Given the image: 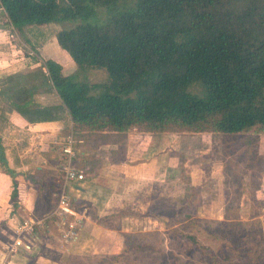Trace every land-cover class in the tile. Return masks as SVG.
<instances>
[{"label":"trees","instance_id":"1","mask_svg":"<svg viewBox=\"0 0 264 264\" xmlns=\"http://www.w3.org/2000/svg\"><path fill=\"white\" fill-rule=\"evenodd\" d=\"M0 8L33 50L32 39L42 36L38 27L75 23L56 32L58 45L79 72L104 69L107 74L104 81L90 83L78 74L64 75L54 59L42 60L44 69L39 70L46 73L60 105L30 108L28 98L15 93L17 111L29 122L54 120L65 112L75 133L132 128L264 133V0H0ZM99 8L104 9L102 19ZM91 17L97 20L88 22ZM34 31L37 36L31 38ZM20 90L28 92L23 85ZM5 161L0 146V163ZM6 172L15 207L16 174L9 168ZM53 220L58 229L61 217L47 218ZM131 237L123 234L114 260L133 247H147Z\"/></svg>","mask_w":264,"mask_h":264},{"label":"crops","instance_id":"2","mask_svg":"<svg viewBox=\"0 0 264 264\" xmlns=\"http://www.w3.org/2000/svg\"><path fill=\"white\" fill-rule=\"evenodd\" d=\"M29 31L30 27L28 37ZM17 34L0 8V146L6 160L4 165L0 163V222H5L6 227L0 228V264L7 261L10 264H72L71 258L92 264L97 256L117 255L122 249V240L118 242V238L129 231L126 228L129 216L152 219L154 216L146 212L159 197L164 182L173 184L179 174L174 132L151 133L132 128L123 132L75 133L65 112L54 120L29 122L17 111L14 94L19 93V99L26 96L30 108L60 105L46 73L37 69L40 60L58 55L42 54L49 39L42 35L38 40L32 39L37 50L36 58H31L23 51L25 44ZM62 72L68 75L64 68ZM21 85L28 92L18 91ZM68 135L74 139L73 164L83 171L85 178L66 187L75 213L67 218H77L80 223L77 242L67 246L60 239L57 221L48 223L47 218L56 215L54 208L61 189L65 156L62 148ZM6 168L16 174L15 207L11 196L13 182ZM205 173L194 169L189 173V183L203 187L207 181L203 177ZM221 173L220 170L215 174L223 179ZM260 174L261 184L256 189L264 199V171ZM24 217L43 221L37 229V241L30 251L20 249L8 255L7 245L12 240L1 237L9 232L13 239L14 228ZM48 225L55 227L56 232L46 234Z\"/></svg>","mask_w":264,"mask_h":264},{"label":"rangeland","instance_id":"3","mask_svg":"<svg viewBox=\"0 0 264 264\" xmlns=\"http://www.w3.org/2000/svg\"><path fill=\"white\" fill-rule=\"evenodd\" d=\"M98 10V17L102 19L104 9ZM94 20L97 18L91 17L88 22ZM74 24L63 21L40 26L44 39L49 38L42 54H57L54 59L63 65L65 74H78L79 79L90 83L104 81L107 78L104 69L79 72L71 56L58 45L56 32ZM30 35L35 38L37 33ZM17 36L25 44L23 51L36 58L35 50L19 33ZM42 65L40 60L37 69H44ZM172 138L178 152L175 161L179 174L173 184L164 182L159 197L146 212L158 216L155 220L144 216L128 218L126 228L133 243L141 242L147 247H133L118 260H114L113 255L109 259L97 256L92 264H264V199L256 189L261 184L260 173L264 171V133L174 132ZM194 169L206 171L203 177H207V181L203 187L189 183V173ZM220 170L223 179L215 174ZM47 231L45 233L50 234L56 232V228L50 225ZM9 235L8 232L6 241L12 238ZM193 238L206 244L208 250L200 249ZM121 240L123 244V235L118 242ZM71 263L82 264L83 261Z\"/></svg>","mask_w":264,"mask_h":264},{"label":"built area","instance_id":"4","mask_svg":"<svg viewBox=\"0 0 264 264\" xmlns=\"http://www.w3.org/2000/svg\"><path fill=\"white\" fill-rule=\"evenodd\" d=\"M64 163L61 167V189L57 197L54 214L61 217L59 225L60 239L64 245H73L79 238V219H68V215H75L72 201L66 193L67 184L70 182L82 181L85 178L83 171L74 164V139L68 135L63 143ZM43 221H36L31 217H24L14 228V236L11 244L7 245L8 255L17 253L20 249L30 251L38 238V226ZM2 264H10L8 261Z\"/></svg>","mask_w":264,"mask_h":264}]
</instances>
